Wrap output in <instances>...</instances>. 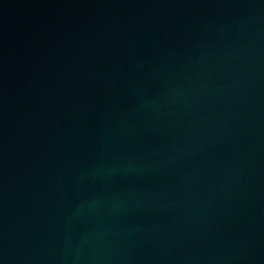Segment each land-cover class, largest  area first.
<instances>
[{"label":"water","instance_id":"water-1","mask_svg":"<svg viewBox=\"0 0 264 264\" xmlns=\"http://www.w3.org/2000/svg\"><path fill=\"white\" fill-rule=\"evenodd\" d=\"M0 264H264V0H0Z\"/></svg>","mask_w":264,"mask_h":264}]
</instances>
